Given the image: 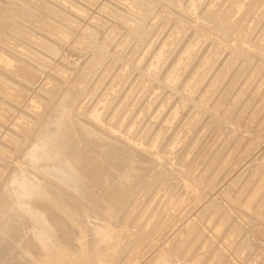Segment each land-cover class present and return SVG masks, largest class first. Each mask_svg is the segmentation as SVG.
<instances>
[{
	"label": "bare ground",
	"instance_id": "1",
	"mask_svg": "<svg viewBox=\"0 0 264 264\" xmlns=\"http://www.w3.org/2000/svg\"><path fill=\"white\" fill-rule=\"evenodd\" d=\"M36 1L39 3V5H37L38 9H37V7L34 8L35 4H34V6H33V4L31 6V3H30L31 1L29 2V0H0V97H1L0 99L4 100L3 103L8 102L9 104L11 103V104L15 105L17 107V108L15 107L16 109H20V110H17L19 112H24V113L27 112L26 116H28L27 117L28 120L25 118V120L27 121L26 124H23V125L18 124L17 125L16 124L17 122L15 121L16 116L14 118V115H12V114H14L13 111L15 110V108L11 109L12 111L9 109L11 112H13L12 114L10 112L9 113L5 112V111H8V108H9V107L7 108L8 105L6 107H4V108H7L5 110H2V108H0V166L2 168H6V170L9 171L8 174H5V175H8V176H6L8 178L7 179L4 178L5 180L0 182V264H105L107 261L114 262L117 264H128L132 260L134 255L139 251L140 247L142 248L144 246H147L146 244L150 243L152 241L153 237H155L156 235L158 236L162 233L161 228L163 227L162 223L161 224L158 223V225H155L157 227L153 228L151 231L147 232L145 230L144 225L141 224L140 220H143L142 217H143L144 213L147 214V212H148V214H149V212H151V211H149V210L147 211V209H149L148 208L149 205L148 204L146 205V203H144L143 199H141V200L143 201L144 205H140L141 200H140V202H138V200L141 198V196H140V198L138 197L140 195L139 193H138V196L136 195L137 191H139V192L141 191L142 198H143L142 191L144 193L145 192L148 193V191L151 190L148 193L149 194L148 197H150L152 190H154L152 193L156 194V193H158L159 190H162L164 188V186H166L167 184L170 185V183H174V185H175V182H172L173 174L170 173V172H173V170L171 171V168H170L172 165L169 166L170 171L166 170L164 167L165 170L162 173L161 167L156 168V167L160 166L159 161L157 163L159 166H156V167L153 166L152 161H151L152 163L149 162L150 160L148 161V159H150V157H151L150 154H152L153 155L152 158H154L153 150L158 151L161 148L167 151V152H165L163 150L164 153H168V154L172 153V150H174L179 144H181V143L185 144L184 142L187 141V139H188L187 136H186L187 139H185V141L184 140L181 141V139L183 137H185L184 136L185 132H186V134H190V133L192 134V132H195L194 131L195 127H197V126L199 127V125L204 124L205 120L203 123L201 122V124L198 125V123L201 121V119L206 118V117H208V118H206V119H208V121H207L208 126H209V124L211 125L215 121L216 122L219 121V119H220L219 118V111H220L219 108L222 107L221 105L227 104L228 101H226V100L228 98H230L229 99V102H230V100L235 98L236 95H241V94H237V93H239L237 91H239V89L240 90L242 89L241 85L243 83H241V85L238 89L237 86L240 84V83L238 84L239 78L235 74L237 72H235V73L233 72L234 69H236V68H233V70L229 69V72L231 71L230 73L234 74V75L232 74L234 76V78L235 77L238 78L237 83L236 82L234 83V85L238 84L236 86L237 90L233 89L234 91L237 92V93H235L236 95L234 93H231V90L229 88L231 86L230 82L233 83L232 80L234 81V79H232L233 77H231L232 80H227V78H226V80L229 81L230 85L229 84L227 85V82L225 84V81H224V84H225V86L227 85V88H229V90L224 91V90H226V87L224 90H222L221 87H223L224 85L220 87V91L222 90L225 93H223L221 91L222 94H220V95L221 96L223 95L221 98L219 97L220 95H218L219 98L218 97L217 98L220 100L218 101V99H217V104H216V99L214 100V98H213L212 101L215 103L214 106L212 105L213 107L210 106L211 100H210V105H208L207 103H208L209 99L212 98L213 93L217 91V88H219L218 87V86H220L219 84L222 83L221 82L222 77L220 78V76L224 73L223 71L226 69H224L222 67L224 70L220 71V69H219L220 67L216 66V68L219 69V70L217 69V71H220L221 73L214 76L216 78L212 79V80H210L211 79L210 78L211 76H210L209 77L210 82L206 80L207 83H210V85L208 84L209 87H207V85H205L206 83L203 84L204 87L208 88L207 90H205V93H204V87H203V89H201L202 87H200V89H199V88H197V86H199L198 84L200 83L201 77L206 76V74L210 70L215 68V67H213L211 69V66H209V65H211L210 64L211 59H215V58H212V55H215L214 53H216V52H219L220 54L222 52H224V54H226L225 51H228L229 54H231L230 59H232L233 62L235 60H238V59H241V60L243 59L244 65H243V63L241 64L239 62V60H238V62L235 61L236 63H239V65L240 64L243 65V67H241V68L238 65L239 66L238 71H240V72H238V74L243 72L240 69H242V68L246 69L247 66L251 67L250 64L253 63L252 61L255 62L258 55H260V57H262L261 56L262 53L264 55V0H224L223 2H221L222 1L221 0L220 1L221 3L217 2V4H215L217 7L216 9H212V7L209 6L215 0H213V1L212 0H207V1L205 0L206 3L204 2L205 4L203 5V7H202V3H195L194 0H185L186 2H189L190 7L193 8V11H194L193 14L196 15L195 20L193 19V17H190V15L187 12L188 10L184 9V6H186L187 9H188L187 6H189V5H186L188 3H184L185 5L183 6V2H185L184 0H166V1H169L168 5L164 0H113L114 2L112 3L113 6H111V10H108V11L104 10V11H106L105 13L106 14L108 13L109 15L113 16L114 19H116L117 21H121L122 23L119 22L121 24H124V22H125L127 24L129 23L132 26H134V27H132L131 25H129L128 30L125 29L127 31L126 33L124 32L125 35H120L121 36V39L119 37L120 44H118L120 49H118L117 51H112V50L108 51V49H110L109 46L112 45V44H110V45L108 44V43H110V40L116 39L119 36L120 32L118 33L117 27H116V29H112L110 31V33L108 32L109 35L107 33L109 38H108V40L105 39L107 42L106 43L104 42V44L103 43L97 44L96 43L97 41L94 40V38L96 36L93 33L88 36V34L86 35V33H85L86 31H83L86 28H84L83 30H81L79 28L81 26L78 23V18L80 16L82 17V15H85L89 12V11L87 12V9H85V5H87V6L91 5V4L94 5L93 4L94 0H81V3L78 2L77 0H36ZM36 1H34V2H36ZM82 1L86 2L87 4L83 3L84 4V6H83ZM163 1L166 3V5H165V3H163ZM195 1H197V0H195ZM169 3L170 4L173 3V6H172L173 9L168 7V6H170ZM120 6H122L123 8ZM190 7H189V9H191ZM175 8H179L180 9L179 12H181V13L178 12V9L175 10ZM259 11H260V13H259ZM257 15L259 16L258 18L257 17H254L256 19L252 18L253 16H257ZM249 18H251L252 20H255V21L258 20V21H256V23L258 22L259 25L262 24V25H260L261 27L258 26L259 27L258 34H256V37L254 36L253 41L251 39V38H253L252 34L251 35L248 34V36L249 35L250 36H249V38L246 39L247 40L246 41L245 40V38H246L245 34L246 33H243V31L245 30L244 29V23ZM90 21H91V19H90ZM198 21H200V24L202 22L203 26H201L202 24L201 25L200 24L199 25L194 24V23H197ZM262 21H263V23H262ZM74 24H75V26H74ZM103 24H104L103 21L100 20L95 25L90 24L91 27H89V28L94 30L95 28L97 29L99 26H101ZM193 24L195 25V27L192 26ZM87 25H89V24L87 23ZM169 25L171 27L166 28ZM250 25H252V24H250ZM107 26L105 25L104 28L103 27H100V28L106 29ZM124 26H127V25H124ZM254 26H252V27H254ZM172 27L175 30H172V31L170 30V34H168L169 40H165V41L160 40V41H164L162 43L158 41L160 44V45L158 44L159 47L156 49H153L151 51V56L150 55L149 56L153 57V59H155V61L153 60L154 62L152 61V63H151V61L149 60L151 58L147 57L148 60L150 61V63L148 64L144 60L146 62V65L148 64L147 67H149V65H150V67H149L150 73H148V74H151V71L152 72L155 71L154 75L157 74L160 76V77L155 76L157 78L159 77V79L156 80L160 84V86L157 85L159 87V88L157 87L158 89L161 90V88H162L165 90V88H166L168 91L167 86H169L170 83H174L172 85H175V82L179 81L178 82L179 84L177 83L175 88H172V91H170L171 89H169V91L171 92L169 94H172L173 96L174 95L180 96V99L179 98H175V99H178L177 101H179V100L181 101V103L176 102V104L177 103L182 104L181 107L184 105H187L186 103H190L189 108H191V110L189 111V109H188L189 112H188L187 117H186V115H184V117H186V120H184L185 121L184 124H183V119H181V116L178 117V119H177V121L182 120L181 125H183L179 134H174V135L172 134L171 135L172 137H170V138L168 137L164 141L166 135H169L172 133L170 131H169V133L167 132L168 134L166 133V129H168V128H166L167 126L163 124L165 119H161V118L165 117L163 115L167 114L166 112L162 115L163 117L160 118L161 123L163 124V126H161V123H160V126L163 127V129H161L160 131L158 130L159 132L158 131L153 132L152 129L154 127L151 129V132H150V128L152 125L149 127V126H147V124L144 126H147L149 128L143 129V125H142L143 122L139 123V122H137L138 121V119H137L136 123H139L140 126L142 125L141 128L143 129L144 132L141 131L142 129L140 128V126H139L138 130L141 129L140 132L143 133V136H140L141 133L140 132L138 133V131H135L136 129L132 128L131 125H130L131 126V128H130L128 126L129 123H128V125H126L127 128H130L129 130L126 128V126H124L125 124L123 122V119L125 118V116L123 118L122 114L125 110H128V107L134 101L135 102L137 101L136 99H137V97L139 98L140 92L141 91L144 92L143 89L141 91H138V89H139V87L141 88L142 84L140 85V83L143 82L146 79V76L148 75L147 74L148 68H146V66H144L146 69H143V67H142V65L145 63V62L143 63L144 54H143L142 58H140L141 56H139V55H138L139 59H137V57H136L137 48L139 50L140 47L142 49L145 46L150 47L151 46L150 44H148L150 46L147 45V41H148L149 37H151L152 35L156 36V34L158 32H161L163 29L164 30L166 29L165 31H167L168 29H170ZM247 27H248V24H247ZM247 27H245V28L247 29ZM252 27H251V29H252ZM74 30H76V32H77L76 37L79 40L86 38L88 41L89 49L85 50L81 46L77 47V49L82 53V55L85 54L84 56L88 57V58L85 57L86 60H84V61H86V62L83 63V65L81 66L82 69H80L77 74L75 73L76 74L75 76H73L75 71L72 73L73 74L72 75L68 71L69 69H67L66 67L64 68L62 66L60 67V65L58 66L60 68H58V67L56 68L53 65L52 67H54L53 68L54 71H53V73L50 74L49 69L52 68V67L50 68L51 64L53 63L52 58L55 55H57V53L58 54L60 53L59 52L60 49L63 47L64 44H66V40H68V38H70L72 36V34H74V33H72V32H75ZM247 30H249V29H247ZM102 31L103 30L101 29V31L98 30L97 32H98V34H99V32L101 34ZM155 31H157V32L155 33ZM189 31H191L192 39L190 38L191 40L189 39L188 42L186 40L187 44H185L183 47V45H181L182 40L178 39L180 37H178L177 34H185ZM254 31H257V30H254ZM251 32H252V30H251ZM167 33H169V30ZM218 33H222L224 36L225 35L228 36L231 34L230 40L231 39L234 40V38H233L234 36L238 37V39L240 40V43L236 42V43H238V44H236V46L237 45L243 46L244 40H245V43H248L250 48L241 49L242 47H240V46H239L240 48H234V46L232 47V46H230V44L228 45V43L230 41L229 42L227 41V44H225V46L222 45V43H220L218 41V43H220L221 45H217L216 44L217 42H215L217 40L214 41L212 39V37L217 36ZM104 34H105V32H104ZM121 34H123V32ZM164 35H165V33H164ZM223 35H222V37H223ZM253 35H255V34H253ZM100 36L102 37V35H100ZM161 37H160V39H162ZM184 37L185 36L183 35L182 38L184 39ZM104 38L105 37L103 36V39ZM215 38L216 37H214V39ZM225 38H227V37H225ZM99 39H101V38H99ZM211 39L213 40L212 42H211ZM207 40H210V41H208L209 43L207 42L208 43L207 49L209 48L208 46L210 45V42H211L210 46L213 48L205 59H203V57H202V61H199L197 59L198 63H196L197 61L194 62L198 65H196L194 67L193 66L194 63L192 64V67H194V69H193V71H191L192 72L191 73L189 70L190 68L186 70V67L188 66V61H191L192 58L197 54L196 53L197 49L200 47L201 43H203L204 41H207ZM219 40L222 41L223 39L220 38ZM124 41H126V42L130 41L131 43H133L134 47L128 48V46H126L127 47L126 48L124 45L126 43ZM153 41H154V39H153ZM223 41H224V43L226 42L225 40H223ZM235 41H232V45ZM178 42L181 43L180 45L183 48L179 49L178 50L179 52L177 54L176 53L175 54H176V56L179 54L180 57L178 56L179 59L178 58H177V60L175 59L176 61L175 62L173 61L174 62L172 64L173 66L171 68L170 67L168 68L167 62H170V64H171V61H169V59L174 54V52H177L176 48L178 46L181 47L178 44ZM115 44H116V42H115ZM155 44H156V40H155ZM183 44H184V41H183ZM133 45H131V46H133ZM234 45H235V43H234ZM205 46H206V44H205ZM219 46H223V47H219ZM135 47H137V48L132 50ZM152 47H154V45H152ZM203 47H204V45L202 46V48ZM130 48H132V49H130ZM252 48L256 50L255 54H254V52L252 53V51H254V50L250 51V49H252ZM77 49H75V50H77ZM145 49H146V47H145ZM201 50H203V49H200L198 51L200 52ZM206 51L207 50H204L203 52L206 53ZM2 52H4V53L7 52V53L4 54ZM142 52L140 51V52H138V54L142 55L141 54ZM3 54H4V56H3ZM200 54H201V52H200ZM229 54H228V57H229ZM252 55H254V56L252 57ZM201 56H206V55L204 54ZM215 56H217V55H215ZM255 56H256V58H254ZM56 57H58V56H56ZM198 57L200 58V55ZM198 57L196 56V58H198ZM226 57H224V58L227 60L228 57L227 58ZM262 58H264V57H262ZM221 59H223V58H221ZM224 60H223V62H224ZM54 61H56V60L54 59ZM232 61L230 62V65H231V63H233ZM217 62H220V60ZM140 63H143V64L140 65ZM258 63H260V62H258ZM105 64H106V67H105V69H102V70L105 72L106 71L109 72V74H111V77H112V75L113 76L115 75V76L113 77V81L111 84L112 78H110L108 75V77L111 80L109 79L110 82H109L108 87H107V85L104 86V89L106 87H107V89L101 93L100 92L101 88L103 87V85L106 82H108V80H105L108 77H107V75L104 76V77H106L104 79L106 82L103 81V79H102V81L105 82L103 85H101L102 87L99 84L102 81L101 80H100V82H97V81H98V77L101 75L99 73L100 68L103 65L105 66ZM165 64H166V66H165ZM212 64L214 65V63H212ZM227 64H229V62L228 63L226 62V65H224L225 68H226ZM255 64H257V63H255ZM234 65H231V66L234 67ZM127 66H129L128 69H127ZM164 66L167 67V70H164V69H166V68H164ZM244 66H246V67H244ZM252 66H253V64H252ZM255 66H259V65H255ZM261 66H262V64H261ZM119 67H121V68L119 69ZM73 68H72V70H74ZM247 69L249 70V68H247ZM258 69H262V68L260 67ZM113 70H114V74L111 73ZM214 70H216V69H214ZM251 70H253L252 67H251ZM251 70H250V73L247 72L248 75H251V72H252ZM185 71L186 72L188 71L187 74H185L186 73ZM217 71H215V72H217ZM105 72H103V73L105 74ZM107 72H106V74H107ZM189 72L192 74V76L190 74L188 75ZM253 72H254V70H253ZM257 72H258V70H257ZM98 73H99V75H98ZM227 73L228 72H226V74ZM104 74H102V75H104ZM133 74H135V75L137 74V75L134 76ZM212 74H214V73H212ZM226 74L222 75L223 78H224V75H226ZM229 74H227V77L229 76ZM25 75H28L27 76L28 78L25 77ZM49 75H50V77H54L56 84H60L62 86V91L59 88H55L54 90H51V89L46 90L45 89L44 80H45V77L49 76ZM152 75H150V76L148 75L147 77L150 78ZM184 75H185V77L187 75L191 76V77H188V79H186L187 77L185 78ZM263 75H264V72H263ZM263 75L261 74V77ZM131 76H134L132 78L138 77V79H137V82L135 81L136 83L132 82L133 84L128 85L127 82L129 80H131L130 79ZM240 76H242V75H240ZM244 76H242V79L244 78ZM247 76H245V77L248 78ZM20 77H22V78L24 77L29 82L30 81L35 82V81L39 80L40 86H38L39 88L36 87L39 90L36 92L34 91V93L33 92L31 93L30 91H32V90H28V88L24 84V82L27 80L22 82V80H20ZM182 77H184L183 80L186 79L184 82H183V80H180ZM229 77H228V79H229ZM257 77H259V80H261L259 75H257ZM255 79H256V85L259 84V83H257L258 79L256 77H255ZM263 79L264 78L262 77V80H261L262 82H263ZM154 80H155V78L153 80H151V82L153 83ZM259 80H258V82H259ZM93 81L96 83H93ZM145 81H144V85L147 86L148 83H147V81L146 82ZM166 81L170 82V83L167 84ZM180 81H182V83ZM242 81L245 83V80H242ZM239 82H240V79H239ZM25 83H27V82H25ZM152 83H149V84H152ZM154 83L156 85L157 82H154ZM247 83H248V79H247ZM94 84H95V87L97 86L98 90L101 87L100 91H99L101 94L100 95L94 94V96L92 98L91 93H93V91H95L97 89V88H94ZM155 85H154V87H156ZM127 86H128V88H127ZM129 86H130V88H129ZM194 86H196L195 89L196 88L199 89L200 93H202V95H204L203 97H201L202 96L201 94H200L201 96H198L197 94L199 93V91L197 90L198 93L196 94V96H198L199 98L197 97L196 99L199 100L201 98L202 99L201 101H196L194 98L195 92H196V91L194 92L192 90ZM233 86H232V88H233ZM243 86L244 85H242V87ZM262 86H264V82L262 83ZM154 87H153V89H154ZM117 88H121L119 90V92H118ZM244 88H248V87H243V89ZM260 88H261V82H260ZM122 89H124L123 91H125V92H123ZM148 89L147 90L145 89V90L149 91V93L152 92L151 90H148ZM158 89L155 88V90L157 92L156 95L159 93ZM243 89H242V92H243ZM253 89H254V87H253ZM255 89L257 90V87ZM102 90H103V88H102ZM202 90H203V92H201ZM213 90H215V91H213ZM137 91L139 92V94ZM220 91L218 93H220ZM247 91L249 92L248 89H247ZM97 92L98 91L96 90L95 93H97ZM153 92H154V90H153ZM244 92H246V89H244ZM255 92L257 94V91H255ZM262 92H263V90H262ZM144 93H142V94H144ZM147 93H145L144 95L146 96ZM162 93L160 94V96L162 95ZM193 93H194V96H193ZM240 93H241V91H240ZM250 93L252 94L251 91H250ZM89 94L91 95L92 99L87 100V102L86 101L85 102L88 103V101L89 102L91 101L92 104L88 103V104H86L85 108L81 107V104L84 105V103H85V102L83 103L82 101L84 99H86ZM164 94H167V93H164ZM169 94H168V96H170V98H168V99H172L173 96H171ZM231 94L235 95L234 97H232V99L230 97ZM136 95H137V97H136ZM144 95H142V96H144ZM252 95H250V96H252ZM261 95H264V92ZM152 96H154V94L153 95L151 94V96L149 94V99ZM246 96H248V95L246 94L245 97ZM238 97L235 98L236 100H232V101L238 102V99H240ZM245 97H244V100H245ZM249 97H247V99H249ZM32 98H36V99L32 100ZM146 98H148V97L146 96ZM146 98L143 99V97L140 96V99H139L140 103L141 102L144 103ZM154 98L155 99L159 98V96H157V97L154 96L153 99ZM163 98H165V97L163 96ZM88 99H90V98H88ZM141 99H142V101H141ZM159 99H157V100H159ZM34 100H36V102ZM146 100H148V99H146ZM163 100H165V99H163ZM241 100H239V101H241ZM251 100H252V98H251ZM0 101H2V100H0ZM166 101L170 102V100H167V95H166ZM166 101H165V103H166ZM245 101H247V100H245ZM169 102H168V104L167 103L166 104L171 105L172 101L170 102V104H169ZM225 102H227V103H225ZM244 102L243 103L240 102L241 105H239V103H238V105L242 106V104H244ZM251 102H250V104H251ZM3 103L1 102L0 105ZM8 103H5V104H8ZM140 103L138 104V102H137L138 105L144 106V104H147L146 102L144 104H140ZM149 103H151V101ZM152 103H154V101ZM157 103H158V101H157ZM157 103H154V104L157 105ZM191 103H192V106H191ZM246 103L247 102H245V104ZM5 104H3L2 107ZM137 104H136V106H137ZM158 104L159 105L164 104V101L161 102V104L160 103H158ZM133 105L134 104H132V106ZM151 105H153V104H151ZM159 105H157V106L160 107ZM230 105H231V103H230ZM100 106L103 108L101 109ZM136 106H134L133 108L131 107L130 109H134ZM147 106H148V104H147ZM157 106H156V108L155 107L154 108L151 107V108L154 111H156L155 109H159V108H157ZM247 106L250 108V106H252V105H247ZM255 106H256V104H255ZM162 107L164 108L163 105H162ZM248 107H247V109H248ZM138 108H140V107H138ZM141 108H142V106H141ZM141 108H140V110L139 109L138 110L141 111ZM163 108H162V110H163ZM179 108L180 107H178V108L176 107L174 112L172 110V113L169 110V112L171 113L169 116L170 119L173 120V119L177 118ZM226 108H227V106L225 107V110H226ZM160 109H161V107H160ZM236 109H235V111H236ZM80 110H82V111H80ZM132 111L133 110H131L129 112L132 113ZM139 111H137V112H139ZM147 111H148V109H147ZM179 111H180L179 115H181V113H182L181 108ZM186 111H185V113L187 114ZM230 111L232 112V110H230ZM250 111H251V109H250ZM141 112H143V110ZM148 112L150 114L153 113V112L151 113L150 110ZM158 112L159 111L157 110V114L160 115V113H158ZM245 112H247V111H245ZM133 113H136V112L133 111ZM144 113H141V115ZM228 113H229V111H228ZM252 113L254 114V112H252ZM127 114H128V112H127ZM150 114H149V117L151 116ZM155 114L152 116L155 117ZM182 114H184V112ZM230 114L231 113H229V115ZM16 115H17V113H16ZM144 115L148 116V113H147V115L146 114H144ZM226 115H225V117H226ZM127 116L128 115H126V117ZM139 116H140V114H139ZM139 116H138V118H141ZM152 116H151V118H153ZM234 116L236 117V114ZM134 117H136V116L134 115ZM10 118H13L11 122L8 121ZM155 118H153V120ZM131 119H134L133 116ZM144 119H146V117ZM149 119L150 118H147L146 120L150 121ZM222 119H223V117H222ZM135 120H136V118H135ZM146 120H145L144 124L146 123ZM153 120H152V122H153ZM156 120L157 119H155L154 121H156ZM141 121H143V120H141ZM8 122H10V123L7 124ZM131 122H133V120ZM173 122H175V121H173ZM222 122H223V120H222ZM18 123H19V121H18ZM136 123L134 122V124H136ZM155 123H158V122H155ZM167 123H169V122H167ZM175 123L178 126V124H177L178 122H175ZM148 124H149V122H148ZM165 124H166V122H165ZM170 124H172V123L170 122L169 125ZM219 124L221 125V123H219ZM181 125L179 124L180 127H181ZM204 125H206V123ZM213 125H216V124L214 123ZM12 126H15L17 129V131H16V129H14V127H13V130L16 131L14 135H13L14 132L11 131L12 129L10 130L9 128H7V127L12 128ZM135 126L137 127L138 124L133 125V127H135ZM178 127H174L175 131L177 133H178V130H177ZM180 127L178 129H180ZM203 127H201L202 130L205 128V127L204 128ZM213 127H215V126H213ZM213 127H211L209 129V133ZM217 127H219V126H217ZM219 128H221V127H219ZM8 129L10 131H7ZM169 129L171 130L170 126H169ZM198 129H200V127L195 129V130H198ZM214 129L216 130V128H214ZM214 129H212V130H214ZM222 129H220L221 130L220 133H222ZM207 130L205 128V130H203V131H204V134L206 132L207 133L206 135L208 136L209 134H208ZM215 130L213 132L214 134L217 131V130L216 131ZM165 133H166V135H165ZM173 133H175V132H173ZM198 133H199V131H198ZM213 133L211 132V134H213ZM181 134H183L182 138L180 136ZM211 134H210V136H211ZM196 135H200V134H196ZM202 135H203V132H202ZM202 135H200L201 139L204 138ZM188 136H189V140H190L191 139L190 135H188ZM212 136H214V135H212ZM212 136H211V138L208 137L209 140L212 139ZM230 136H231V138H233L232 135H230ZM194 137L195 136H193V138ZM200 138L199 139L197 138V139L200 140ZM208 138H204L202 143H205L204 140H206ZM218 139H219V137H218ZM227 139L230 140V138H227ZM227 139L224 142H227ZM219 140L223 141V139H221V138ZM219 140H217V142ZM198 143H199V141H198ZM198 143H195V144H198ZM202 143L200 145H202ZM208 143L210 144V142H208ZM11 144H13V146H11ZM186 144H188V142ZM214 144L218 145L217 143H214ZM222 144L223 143H221V145ZM185 145H183L181 147L182 148L184 147V149H185ZM192 145H191V147H192ZM200 145H199V147H200ZM215 145L213 148H215ZM224 145L225 144H223L222 147ZM240 145H241V141H240ZM207 146L208 145H206V147ZM199 147L197 145L198 149H199ZM204 147L205 146H203V148ZM210 147H211V145H210ZM218 147H219V145H218ZM222 147L220 146L221 149L220 148L219 149L221 151H222V149H224L226 152V148H229V145L226 148H222ZM197 148H195L196 149L195 151H197ZM203 148H201V149L203 150ZM201 149H200V152H201ZM217 149L215 148V151H214V149H213V151L211 149L210 150L213 153V152H216ZM177 150H179V148ZM185 150L187 151L189 149L186 148ZM190 150L193 151L194 150L193 147ZM143 151L149 153L150 157L146 158ZM179 151L181 152V149ZM186 151H185V153H186ZM195 151H193V152H195ZM187 152L190 153V151H187ZM210 152L208 149V154ZM218 152L219 151L217 150V153ZM175 153H174L175 156L178 155V153L177 154H175ZM182 153H183V151H182ZM188 153L183 154V155L188 156ZM205 153H207V152L205 151ZM223 153H224V151L222 152V154ZM194 154L196 156H198L197 155L198 153L197 154L194 153ZM194 154L193 155L191 154L193 156V158H194ZM183 155H181V156H183ZM159 156L161 157L162 155H159ZM164 156H166V155H164ZM168 156H170V154ZM168 156H167V158L165 157L167 160H168V158L170 159L172 157V156H170V157H168ZM178 156H180V155H178ZM199 156H200V154H199ZM208 156L209 155H207V156L205 155V158ZM201 157H202V155H201ZM203 157H204V152H203ZM221 157L223 158V155ZM221 157H219V158L221 159ZM155 158H156V156H155ZM157 158L159 159V157H157ZM165 158H163V159H165ZM178 158L180 159L181 157H178ZM185 158H184V160H185ZM189 158L190 157H188V159L186 158L185 161L183 159L180 160L183 162L179 164V165H181V167L178 166V168L180 167L181 169L184 168L186 170V171L184 170L185 171L184 173H182L181 172L182 170H180V173H182V174H180V177H183L186 179V181L189 183V184H187L186 187L189 189L192 186H194L197 189H199V187L203 188L201 186L204 185L203 178H205V177L202 176L198 180V176H197V179H195L196 177L194 178L191 176V175L194 176V174L192 173L191 169L189 168L190 167L189 164L186 163V161L188 162V160L190 163L191 158L190 159ZM197 158H200V157H197ZM205 158H204V160H205ZM219 158L217 155H216L215 159H212L209 156L208 161H211L210 159H212L213 161L209 162L208 164L206 163L207 165L206 164L202 165L204 162H200L198 159L200 164H198V166H197L195 163V167H198L200 169L202 167H199V166L204 167L206 165L207 169L204 167L205 168L204 170H207V171L204 172L203 174L205 176H209L210 175V174L208 175V173L210 171L209 169H211V168L214 169L213 167L218 166L220 164V162H222V161H223V163L228 161V160L226 161V160H222V159H221L222 161H219L220 160ZM173 159H174V157H173ZM194 159H193V161H195ZM224 159H225V157H224ZM157 160H156V162H157ZM200 160H201V158H200ZM176 161H174V162H176ZM145 162H148V163H145ZM156 162H154V165L156 164ZM164 162L161 161V163H164ZM184 162L186 165H188V167H186V165H184ZM144 163L146 165L147 164L150 165V163H151L152 165H150V166L148 165L146 167L144 165ZM169 163L170 162H167V165H169ZM172 164H175V163L172 162ZM192 165H194V164H192ZM220 166H222V165H220ZM220 166H219V169H221ZM176 167H177V165H176ZM224 167H225V165H224ZM2 168H1V170L3 172L4 170ZM154 168L160 169L161 170V171L159 170L160 173L158 171H157V173H155ZM173 168H174V165L172 166V169ZM174 169H177V168H174ZM212 169H211V172H212ZM217 170H218V168H217ZM259 171H260V169H259ZM217 172H216V174H217ZM4 173L5 172H3V174ZM213 173L211 176H213ZM256 173H254V174H256ZM177 174L179 175V173H177ZM0 175H2L1 172H0ZM196 175H198V174L196 173ZM201 175H202V173H201ZM201 175H199V176H201ZM211 176H210V178H212ZM215 176L217 177V175H215ZM215 176H213V177L215 178ZM2 177H3V175H2ZM176 177H177V175H176ZM188 177H190V179H188ZM1 178H0V180H1ZM210 178L207 177V179H209V180H210ZM179 180H180V178H179ZM210 181L212 183V180H210ZM253 181H255V180H253ZM213 182L215 183V179H213ZM195 183H197V184H195ZM254 183H253V186H254ZM177 184H178V182H177ZM181 184L183 185V182H181ZM181 184L179 186V188H180L179 192H182L181 191V187H182ZM168 185L166 186L167 189H168V187L170 189L171 188L170 186H174L173 184H171L170 186H168ZM206 185H208V182L206 183ZM211 185H213V183ZM208 186H210V183ZM205 187H207V186H205ZM205 187L203 188L204 190H205ZM248 187L249 186H247V188ZM255 187H252V188H255ZM257 188H259V186ZM174 189H176V188H174ZM211 189H212V187L209 190H211ZM254 190H256V189H253L252 191H254ZM259 190H260V188H259ZM162 191H164L163 193H165V189ZM166 192H167V190H166ZM226 192L228 193V191H226ZM254 192L252 194L253 197L255 194ZM173 193H171V194H173ZM187 193H189V192H187ZM243 193H244V191H243ZM249 193H248V195L247 194L246 195L250 196ZM159 194H160V191H159ZM168 194H169V190H168V193L166 195L168 196ZM198 194H199V192H198ZM198 194L195 197L197 202L200 199V198H198V200H197V196H199ZM166 195H162V196H166ZM252 195L250 196V198L252 197ZM256 195H257V191H256ZM155 196L152 197V200H154L153 198ZM160 196H158V197H160ZM177 196H179V195H177ZM189 196H190V193H189ZM191 196H193V194ZM204 196H202L201 199H203ZM144 197H145V194H144ZM174 197L173 198L171 197L173 199V203L175 202V199H176V198L174 199ZM242 197H244V196H242ZM256 197H258V196H256ZM261 197H263V196H261ZM150 198H149V200L151 201ZM162 198L165 199L164 197H162ZM191 198L193 199V197H191ZM191 198L189 199V201L192 200ZM159 199L161 200L160 202H163V199L158 198V200L155 199V200H157V203H158ZM240 199H241V197H240ZM248 199H249L248 197H247V199H245V201H243V199H241L244 202L243 204H245L247 206V207L245 206L246 209L244 208L245 209L244 211H246L247 213H249L251 215H252V213H253V215L255 213L257 218L255 217V215H254L255 218L252 217L253 215L251 217L249 215V217L251 218L250 220H252L253 222L255 221L254 225H253L254 227L258 226V225L262 226V223L264 224V212H263L264 208L262 206V208H263V210H262L260 205H262L264 203L262 201L263 199L261 200L262 204L260 203V205L259 204L255 205V207H252V206H254V204H256V203H253V201L255 199H252V198H251L252 200L251 199L248 200ZM259 199H261V198H259ZM259 199H256V202L257 201L260 202ZM182 200H184V198L181 199L180 201H182ZM230 200L227 199V201H230ZM235 200H236V198H235ZM246 200L248 201L247 204L252 201L250 203V205L248 204L249 207L246 204ZM189 201L187 202V200H186V204H189L190 203ZM196 201L194 202V205H195L194 208H196V206H197V204H195ZM151 202H149V204ZM208 202L210 204V200ZM164 203H166V201ZM173 203L171 202V204L169 205L170 208H171ZM191 203H193V202L191 201ZM231 203H233V202H231ZM159 204L161 206V203H159ZM180 204H181V202H179V205H177V206L175 205L176 207L174 205L173 206L175 208H179V206H181ZM186 204L183 205V208H185ZM163 205H162L161 209L165 210L166 205H165V208L163 207ZM208 205H206V208L207 207L208 208L207 209L205 208L206 209L205 211H204V209L201 210V215H199L201 221L198 218V220L200 221V224L198 225V227H200L204 231V232L202 231L203 234H205V230L202 228L203 226H201L202 225L201 223H203V218L204 217L206 218L207 214H210L211 213L210 211H213L212 210L213 208L220 209L219 207H221L219 205H218L219 207H215L214 204L211 205L210 207ZM240 205H241V203H240ZM150 206H152V205L150 204ZM158 206H156V208H159ZM189 206H190V204H189ZM204 207L205 206H203L202 208H204ZM153 208H154V206H153ZM153 208H152V210H153ZM190 208H192V206ZM222 208L223 207H221V209H220L221 211H223ZM237 208H239V207L237 206ZM150 209H151V207H150ZM161 209H160V211H161ZM168 209H167V211H168ZM180 209H181V207H180ZM217 209H215L217 214L211 213L213 217L215 216V220H216L217 216L220 217L219 215H222V212L220 213V210L217 211ZM164 210H162V214L167 215L168 212H167V214L163 213ZM238 210L241 211V209H238ZM155 211L157 213V210H155ZM169 211H170V209H169ZM227 211H229V210H227ZM244 211H242V212L246 213ZM172 212L174 213L173 210H172ZM175 213H177V212H175ZM180 213H181V211H180ZM180 213H177V214H180ZM182 213H181V215H183ZM237 213L238 212H236V214ZM162 214H161V217H162ZM184 215H185V212H184ZM241 215H243V214H241ZM246 215L248 216V214H245V216H244L245 218H246ZM147 216L143 217V218H145V220H146ZM152 216L153 215L151 214L150 217H152ZM157 216H160V215H157ZM171 216H172V214H171ZM171 216L169 214V216H167V217H170L173 220L174 216L173 217H171ZM176 216H178V215H176ZM212 216H211V219H214V218H212ZM182 217L180 219H182ZM223 217H224V215H223ZM227 217H229V216H227ZM227 217L225 216V219ZM249 217H247L246 219H248ZM155 218L153 217L152 219L150 218L149 221H146L147 222L146 225L150 224V221L154 220ZM234 218H235V216H234ZM220 219H221V217H220ZM228 219H227V221H228ZM167 221H169V220L167 219ZM227 221H225V223ZM142 222L144 224V220ZM161 222H162V220H161ZM164 222H166V220L165 221L163 220V224H164ZM213 222H215V221H213ZM130 223H132L133 227H132V225H131V227L134 229V231H132L129 235L126 234L124 237V235H123L124 233H122V231L120 229L126 224H128L130 226ZM168 223H166V224H168ZM166 224H165V226H167ZM223 224L224 223H221L220 226H218V227L216 226L218 228V231H219V227H222L221 228V231H222V229H223L222 225ZM240 224H241V222H240ZM242 224H241V226L238 225V223H237V225L233 224L231 227H228L229 225L226 224V225H224V229L226 228V231H225L226 233L229 232V230L231 228H232V230H234V231L230 230V233H228V234L233 233L232 235L228 236L226 234V236L233 238V240H235V241L238 240V239L236 240V238H239L237 236L241 235V238L239 240H240V246L243 248L244 246H248V244L250 246L251 243H248L247 242L248 238H246L247 236H249V232H246L247 234L242 235L243 231H245V229H246V228L244 229ZM153 225H154V223H153ZM250 226H251V224H250ZM104 227L105 228L106 227H117V229H118L117 235L115 234L114 236L110 237L111 240L112 239H117V240L114 241V244H111L115 248H113L108 253V255L106 254L107 247L105 245H102L105 238H106L107 232H103L101 234H98L101 231V229ZM124 227L126 228V226H124ZM208 227H209V225H208ZM132 228H131V230H132ZM146 228H148V227H146ZM212 228H213V225H212ZM212 228H211V230H212ZM162 229L165 230L164 228H162ZM250 229H252V228H250ZM196 231H197V225L194 227H189V229H188V235L189 236L188 237L179 238V240L176 239L175 243L178 242L177 245H174L175 244L174 243L173 245H170L168 248L163 247L164 249L162 248L159 257L157 259H154L153 261H151L150 264H235L236 261L234 262L233 258L229 257L230 256L229 253H228V258L226 256V253H224V252L220 253L219 251H217L220 254L216 253L215 250L217 248H219V247H217L216 249L214 248V247H216L215 242H214V241H216V239H212L213 238L212 236H205V235H207V233L204 235L206 237V239H203V237L200 235L195 237ZM208 232H210V231H208ZM222 232H224V230ZM82 233L86 234L90 237L93 236L94 237L92 239L93 243L100 245L101 248L97 251L96 250L91 251L89 254H87L86 256L81 258V260L80 259L73 260L72 258L69 257V253L71 251H73L76 246L81 247V245H78V244H80V235ZM219 234H220V232H219ZM219 234L215 235V236H218V238H219V236H221ZM130 235L136 236L135 240L133 242L132 241H129V242L125 241L126 237L130 236ZM211 235H213V234H211ZM245 235H247V236H245ZM226 236L224 235V238ZM224 238H222V240ZM249 238H251V237H249ZM250 240L251 239H249L248 241L252 242V240L251 241ZM228 241L229 240H227V242ZM235 241H234V243H235ZM246 243H247V245H246ZM143 244H145V245L143 246ZM188 244H190L192 247H196V248H200L203 245V246H205V248L210 249L207 251L208 253L213 250V249L211 250V248L213 247L215 249L214 251L217 255L215 256L214 255L215 253L211 254L212 252H210L212 257L214 255V258L208 259V256L207 257L205 256L207 254H205V255H203V259H201L200 257H202V256L199 257L198 256L199 254H197L196 257L199 259L197 261L193 262V260H191L190 257L183 254L184 253V246L188 245ZM220 244H222V243H220ZM223 244H224V242H223ZM231 246H232V243L229 247H231ZM237 246H239V245H237ZM225 248H228V247H225ZM220 249L221 248H219V250ZM222 249H223V247H222ZM237 249H239V248H237ZM206 250H202L203 254H204V251L206 252ZM239 250H236V248H235V251L237 252V254H239L238 253ZM220 251H222V250H220ZM197 252L200 253V251H197ZM202 252H201V254H202ZM228 252H230V251L228 250ZM250 252L252 253V251H250ZM259 252H258V254H259ZM248 253L249 252H247L246 254L244 253V254L248 255ZM240 254H243V252ZM249 255H251V254H249ZM113 257L115 258V260H113ZM204 257H206V258L204 259ZM242 257H244V256H242ZM245 257H248V256H245ZM235 259H237V258L235 257ZM250 259H252V258H250ZM181 260L182 261L184 260V261L182 262ZM255 261H256V259H255ZM257 261H259V259ZM187 262H189V263H187Z\"/></svg>",
	"mask_w": 264,
	"mask_h": 264
},
{
	"label": "rangeland",
	"instance_id": "2",
	"mask_svg": "<svg viewBox=\"0 0 264 264\" xmlns=\"http://www.w3.org/2000/svg\"><path fill=\"white\" fill-rule=\"evenodd\" d=\"M31 1V2H30ZM33 1V2H32ZM34 1H36V0H29V2L31 3V6H32V4H33V6H34V4H35V6H34V8H36L37 7V9H38V6L37 5H39V3L36 1V2H34ZM78 2H80L81 3V0H77ZM166 3H167V5H168V2L169 1H166V0H164ZM163 1V3H165ZM185 1V0H184ZM207 1V0H206ZM206 1L205 0H197V1H195L194 0V2L195 3H202V7H203V5L206 3ZM213 1V0H212ZM221 0H215V1H213L212 2V4H210L209 6L210 7H212V9H216L217 7H216V5L215 4H217V2H219V3H221V2H223L224 0H222L221 2H220ZM114 1L113 0H94V5H85V9H87V14H85V15H82V17L80 16L79 18H78V23L80 24V26L82 27H79L81 30H83L84 28H86V29H84L83 31H86L85 33H86V35L88 34V36L90 35V34H94L93 36L95 37L94 38V40H96L95 42L98 44V43H100V44H104V42L106 43L107 41L105 40V39H107L108 40V35H109V33H110V31L112 30V29H116V27L118 28L117 30H118V33H119V36L116 38V39H113V40H110V43H108L109 45L110 44H112V45H108L109 46V48L110 49H108V51L109 50H112V51H117L118 49H120L119 48V46H118V44H120V40H119V37H120V39H121V36L120 35H125V33L127 32L126 30H128V27H129V25H131V24H127V23H125L124 22V24H121L122 22L121 21H117L116 19H114V17L113 16H111V15H109L108 13L106 14L105 12L106 11H108V10H111V6H113V3ZM205 2V3H204ZM87 4L86 2H83L82 1V5L84 6V4ZM166 3H165V5H166ZM171 3V2H170ZM169 3V4H170ZM184 3H188V4H186V5H189V2H183V6L185 5ZM87 6V7H86ZM172 6H173V3L172 4H170V6H168L169 8H172ZM120 7H122V6H120ZM188 7V9L186 8V6H184V9L185 10H188L187 12H188V14L190 15V17H193V19L195 20V18H196V15L195 14H193L194 13V11H193V8L192 7H190V5L189 6H187ZM189 7L191 8V9H189ZM123 8V7H122ZM102 9V10H101ZM165 9V8H164ZM173 9V8H172ZM178 9V12H179V8H175V10H177ZM182 9V8H181ZM104 10H106V11H104ZM191 10V11H190ZM91 12V13H90ZM179 13H181V12H179ZM259 13H260V11H259ZM98 14V15H97ZM102 14V15H101ZM85 17V18H84ZM89 17V18H88ZM102 17V18H101ZM238 17V16H237ZM254 17H259L258 15L257 16H253L252 18L253 19H256V18H254ZM97 18V19H96ZM81 19V20H80ZM90 19H91V21H90ZM103 21V25H101V26H99L97 29L95 28L94 30H92V29H90L89 27H91L90 26V24L91 25H95L97 22H99V21ZM250 20V21H249ZM80 21V22H79ZM84 21V22H83ZM107 21V22H106ZM256 21H258V20H256ZM256 21L255 20H252L251 18H249L245 23H244V31H243V33H246L245 35H246V38H245V40L247 39V38H249V36L252 34V36H253V38H251L252 39V41H253V39H254V36L256 37V34H258V30H259V27H261L260 25H262V24H260L259 25V23L257 22L256 23ZM86 22V23H85ZM92 22V23H91ZM95 22V23H94ZM119 22H121V23H119ZM248 22V23H247ZM251 22V23H250ZM253 22V23H252ZM87 23L89 24V25H87ZM198 23V24H197ZM197 23H194L195 25H199L200 24V21H198ZM262 23H263V21H262ZM133 24V23H132ZM192 25L193 27H195V25ZM202 24V25H201ZM201 26H203V23L201 22ZM247 24H248V27H247ZM250 24H252V25H250ZM257 24V25H256ZM105 25L107 26L106 27V29H103L104 27H105ZM110 25V26H109ZM124 25H127V26H124ZM246 25V26H245ZM250 25V26H249ZM255 25V26H254ZM74 26H75V24H74ZM88 26V27H87ZM119 26V27H118ZM132 26V25H131ZM252 26H254V27H252ZM259 26V27H258ZM100 27H103V28H100ZM132 27H134V26H132ZM168 27H171L170 25L169 26H167L166 28H168ZM245 27H247V29H249V30H247ZM251 27H252V29H251ZM173 28V27H172ZM172 28H170V29H168L169 30V33H167L168 32V30L167 31H165L164 29L161 31V32H158L157 34H156V36L155 35H152L151 37H149L148 38V41H147V45L148 44H150V45H148V46H150V47H147V46H145L146 47V49H145V47L142 49L141 47L139 48V50H138V48L137 47H135V48H130V49H132V50H134V49H136L137 48V53H136V57H137V59H139V57H138V55L139 56H141L140 58H142L143 57V54H144V59H143V63L146 61L148 64L150 63V61H151V63H152V61L154 60L155 61V59H153V57H150L151 56V51L153 50V49H156V48H158L159 47V42H164L165 40H169V35L168 34H170V30L172 31V30H175L174 28L172 29ZM101 29L103 30L102 32H101V34H100V32H99V34H98V30L99 31H101ZM126 29V30H125ZM257 30V31H254V30ZM106 30V31H105ZM123 30V31H122ZM247 30V31H246ZM251 30H252V32H251ZM75 32H72V33H74V34H72V36L70 37V38H68V40H66V44H64L63 45V47L60 49V53L58 54L57 53V55H55L52 59H53V63L51 64V66H50V68L54 65L56 68L60 65V67L62 66V67H66L67 69H69L68 71L70 72V74H72L74 71V75L73 76H75L77 73H78V71L80 70V69H82V65H83V63H85L86 61H84V60H86V58H88L87 56H84L85 54H83L82 55V53L77 49V47H79V46H81V47H83L85 50H87V49H89V44H88V41H87V39L86 38H84V39H81V40H79L77 37H76V30H74ZM104 32H105V34H104ZM109 32V33H108ZM123 32V34H121ZM125 32V33H124ZM157 31H155V33H156ZM255 32V33H254ZM107 33H108V35H107ZM164 33H165V35H164ZM221 34V35H220ZM248 34H250L249 36H248ZM253 34H255V35H253ZM263 34V33H262ZM100 35H102V37L100 36ZM107 35V36H106ZM168 35V36H167ZM178 35V37H180V38H178L179 40H182V44L180 43V42H178V44L180 45H183V47H184V45L185 44H187V42L189 41V39L191 38L192 39V36H191V31H189V32H187V33H185V34H177ZM180 35V36H179ZM187 36L186 38L184 37V39L182 38V36ZM222 33H218L217 34V36H214V37H216L215 39H214V37H212V39L215 41V40H217V41H215V42H217L216 44L217 45H221L220 43H222V45H224L225 46V44H227V41L229 42L228 43V45L230 44V46H234V48H240V47H242L241 49H246V48H250V46H249V44L248 43H245V40H244V44H243V46L242 45H237L236 46V44H238V43H240V40L238 39V37H236V36H232L233 38H234V40H230V36H231V34L230 35H228V36H224L223 35V37H222ZM74 36V37H73ZM103 36L105 37L104 39H103ZM154 36V37H153ZM162 36V37H161ZM167 36V37H166ZM248 36V37H247ZM157 37V38H156ZM160 37L162 38V39H160ZM164 37V38H163ZM166 37V38H165ZM220 39H223V40H225L226 42L224 43V41L222 40V41H220L218 38ZM225 37H227V38H225ZM229 37V38H228ZM98 38V39H97ZM99 38H101V39H99ZM154 39V41H153V39ZM159 38V39H158ZM182 38V39H181ZM190 39V40H191ZM211 39V42L213 41ZM228 39V40H227ZM237 39V40H236ZM100 40V41H99ZM116 40V41H115ZM155 40H156V44H155ZM160 40H164V41H160ZM186 40H187V42H186ZM236 40V41H235ZM239 40V41H238ZM102 41V42H101ZM112 41V42H111ZM114 41V42H113ZM122 41V40H121ZM159 41V42H158ZM183 41H184V44H183ZM208 41H210V40H207V41H204L203 43H201V45H200V47L197 49V54L192 58V60L191 61H188V66L186 67V70L187 69H189L190 70V72L191 71H193V69H194V67L196 66V65H198V64H196V63H198V61H197V59L199 60V61H202V57H203V59H205L206 57H207V55L210 53V51L212 50V48L213 47H211L210 45H211V42H210V45L208 46L209 48L207 49V45H208ZM218 41L220 42V43H218ZM232 41H235L234 43H235V45H234V43H233V45H232ZM247 41V40H246ZM115 42H116V44H115ZM126 44H124L125 45V47L126 46H128V48L129 47H134V45H133V43H131L130 41H128V42H126V41H124ZM152 44H151V43ZM206 42V43H205ZM208 42V43H207ZM236 42H238V43H236ZM159 44V45H158ZM177 44V45H178ZM205 44H206V46H205ZM131 45H133V46H131ZM152 45H154V47H152ZM180 45V46H181ZM204 45V47L202 48V46ZM247 45V46H246ZM236 46V47H235ZM240 46V47H239ZM115 47V48H114ZM177 47V46H176ZM182 46L181 47H177L176 48V50H177V52H174V54L176 53H178L179 51V49H181V48H183ZM219 47H223V46H219ZM218 47V48H219ZM127 48V47H126ZM75 49H77V50H75ZM115 49V50H114ZM145 49V50H144ZM150 49V50H149ZM200 49H203V50H201L200 52H201V54H200V52L198 51V50H200ZM175 50V51H176ZM204 50H207L206 51V53L205 52H203ZM251 50H254V51H252V53L254 52V54L256 53V50L255 49H250V51ZM77 51V52H76ZM142 52L141 54L142 55H140V54H138V52ZM79 52V53H78ZM150 52V53H149ZM228 51H225V53L226 54H224V52H222L221 54L219 53V52H216V53H214L215 55H217V56H215V55H212V58H215V59H211V65H209V66H211V69L213 68V67H215L214 69H216V70H214V69H212V70H210L212 73H214V74H212L210 71L206 74V76H204V77H201V79H200V83L198 84L199 86H197V88H199L200 89V87H202L201 89H203V87H204V83H206L205 85H207V87H209V85H210V83H207V81H209L210 82V80H212V79H215L216 77H214V76H216V75H218L219 73H221L220 71L221 70H224V69H226V70H224L223 72V74H226V72H228L227 74H229L230 72H229V69L230 70H233V68H236V69H234V73L235 72H237V73H235L236 74V76L240 79V82H239V79L237 78V77H235L234 78V74L232 75L231 73L229 74V79H228V77H227V74L226 75H224V78H223V74L220 76V78L222 77V83H220L219 85L220 86H218L219 88H217V91L216 92H214L213 93V96H212V98L211 99H209V101H208V105H210V100H211V107H213L214 105H215V103L212 101L213 100V98H214V100L216 99V104H217V99L220 97H222L220 94H222L221 93V91L222 90H224L225 89V87H226V90H224V91H227V90H229V88H230V90H231V93H237V92H239V93H237V94H241V95H236V97H238V98H240V99H238V102L237 101H232V100H236L235 98H233L232 99V97H234L235 95L233 94H231L230 95V97H231V99L232 100H230V102H229V99L230 98H228L226 101H228V103L227 102H225V103H227V104H224V105H221L222 107H220L219 108V121H215L214 123L216 124V125H213L214 123H212L211 125L209 124V126H208V119H206V118H208V117H206V118H203V119H201V121L198 123V125L199 124H201V122L203 123L204 122V120H205V122H204V124L206 123V125H204V124H201V125H199V127H200V129H198V130H195V129H197V128H199L197 125V127H195V129H194V131L195 132H192V134L190 133V134H186V132L184 133V136L185 137H183V134H181L180 136H181V141H185V139H187V137H188V139H187V141H185L184 143L186 144L187 142H188V144H179L174 150H172V153H169L170 154V156H172L170 159L168 158V160L166 159L167 158V156L169 155L168 153H164V151L165 152H167L166 150H164V149H160V150H158V151H154L153 150V152H154V158H152L153 157V155L152 154H150L151 155V157H150V155H149V153H147V152H145V151H143L144 152V154H145V157L146 158H149L150 157V159H148V161L149 162H153V166L154 167H156V166H159V167H156V168H160L161 167V170L160 169H156V168H154L155 169V173H157V171L160 173V171L163 173L164 172V170L166 169V170H169L170 171V169H169V166H173L174 165V168H177V169H172V166L170 167L171 168V171L173 170V172H170V173H172L173 174V180H172V182H175V185H174V183H170V185L171 184H173L174 186H170V185H168V186H170L171 188V190L169 189V187H168V189H167V185L166 186H164V188L162 189V190H164L165 189V193H163L164 191H162V190H159L160 191V194H159V191H158V193H152L154 190H152V192H151V194H150V197H148V193L151 191H148V193L147 192H143L142 191V193H143V198H142V194H141V191L139 192V191H137V196H138V193L140 194L138 197L140 198V196H141V198L138 200V202H140V200L141 199H143V201H144V203H146V205L148 204L149 206H150V204L152 205V206H150L151 207V209H150V207L148 206V208L149 209H147V211L149 210V211H151V212H149V214H148V212H147V214L146 213H144V215H143V217H146L147 215L149 216H147V219L145 220V218H143L142 217V219L144 220V224H143V220H140L141 221V224L142 225H144V228H145V230L148 232V231H151L153 228H155V227H157V226H155V225H158V223L159 224H161L162 223V228H164L165 230H163L162 228H161V234L160 235H156L155 237H153L152 238V241L150 242V243H148V244H146L147 246H144L145 244H143V246L144 247H140V249H139V251L134 255V257L132 258V260L128 263V264H150V262L151 261H153L154 259H157L158 257H159V255H160V252H161V250H162V248L164 247H166V248H168L170 245H173L174 243H175V240L177 239V240H179V238H185V237H188L189 235H188V229H189V227H194V226H196L197 225V231H196V233H195V237H197V236H202L203 237V239H206V237L205 236H212L211 238L212 239H216V241H214L215 242V245H216V247H214L215 249L217 248V247H219V248H221L220 250H222V251H220L219 250V248H217L216 250L212 247L211 248V250L212 251H210V252H212L211 254H213V253H215V251H216V253L217 254H220L221 252H224V253H226V256H227V258H228V253H229V257L231 258H233V261L235 262V264H264V224L262 223V226L261 225H258V226H253L254 225V222L252 221V220H250L251 218V216L253 215V213H252V215L251 214H249V213H247L246 211H244L246 208H245V204H243L244 202L243 201H245V199H247V197L249 198V199H255L254 201H253V203H256V204H254V206H252V207H255V205H260V203H261V200L264 202V95H261V94H263V92H264V86H262V83L264 82V79H263V82L261 81L262 80V77L264 78V75H263V72H264V58H262V57H264V55H263V53L261 54V56L262 57H260V55H258L257 56V58H256V56L254 57V58H256V60H255V62L254 61H252L251 63L253 64V66H252V64H250L251 65V67H252V69L254 70V72H253V70H251V67H248L247 66V68H249V70L246 68V69H244V68H242V69H240L241 71H243V72H241V73H239L238 74V72H240V71H238V69H239V66H240V68L241 67H243V65H244V63H243V59L241 60V59H238L239 60V62L242 64L243 63V65H239V63H236V62H238V60H235L234 62L232 61V59H230L231 57V54H229V52L227 53ZM2 53H4V52H2ZM5 53H7V52H5ZM4 53V54H5ZM219 53V54H218ZM4 54H3V56H4ZM172 55L171 56V58L169 59V61H171V64H170V62H167L168 64H167V67L169 68H171L173 65V63L177 60V58L179 59V57H180V55L178 54L177 56H176V54L175 55ZM206 55V56H201V55ZM224 54V55H223ZM228 54H229V57H228ZM148 55V56H147ZM150 55V56H149ZM200 55V58L198 57ZM219 55V56H218ZM56 56H58V57H56ZM179 56V57H178ZM196 56L198 57V58H196ZM221 56V57H220ZM228 58H227V57ZM251 56V55H250ZM254 55H252V57H253ZM86 57V58H85ZM151 58V59H149L148 60V58ZM176 57V58H175ZM224 57H226L227 58V60L224 58ZM221 58H223V59H221ZM260 58V59H259ZM263 60H262V59ZM54 59L56 60V61H54ZM172 59V60H171ZM174 59V60H173ZM176 59V60H175ZM225 59V60H224ZM229 59V60H228ZM145 60V61H144ZM219 61L220 60V62H217V61ZM223 60H224V62H223ZM254 60V59H253ZM258 60V61H257ZM153 61V62H154ZM174 61V62H173ZM197 61V62H196ZM233 62V63H231V65H234V67L233 66H231L230 65V62ZM257 61V62H256ZM263 61V62H262ZM55 62V63H54ZM146 62L143 64V63H140V65L141 64H143L142 65V67H143V69H146V68H148L147 70V74L148 73H150L149 72V67H150V65H149V67H147L148 66V64L146 65ZM194 62H196V63H194ZM226 62L228 63L229 62V64H227V66H226V68L224 67V65H226ZM258 62H260L261 64H262V66H261V64L260 63H258ZM59 63V64H58ZM62 63V64H61ZM195 65H194V64ZM212 63H214V65L212 64ZM255 63H257V64H255ZM77 64V65H76ZM192 64H193V66L194 67H192ZM169 65V66H168ZM213 65V66H212ZM239 65V66H238ZM255 65H259V66H255ZM144 66H146V68L144 67ZM165 66H166V64H165ZM164 66V68H166V69H164V70H167V67H165ZM191 66V67H190ZM216 66H219L220 68V71H217V69L218 68H216ZM229 66V67H228ZM237 66V67H236ZM60 67H58V68H60ZM74 67V68H73ZM84 67V66H83ZM105 67H106V64H105V66L103 65V66H101V68H100V71H99V73L101 74L99 77H98V81L97 82H100V80L102 81V79H103V81H105V80H108V82H100L99 84H100V86L101 85H103L104 83V85H103V90H102V88H101V91H100V88H99V90H98V88H97V86L95 87V84H94V88H97L96 90L98 91L97 93H95V91H93V93H91V95H92V98H93V96H94V94H101L102 92H104V90H106L107 89V87H108V85H109V79L110 78H112V80H111V84H112V81H113V77L115 76H113L112 75V77H111V74H109V72H107V74H106V72L105 71H103L102 69H105ZM141 67V66H140ZM224 69H223V68ZM231 67V68H230ZM244 67H246V66H244ZM262 68V69H258V68ZM53 68L54 67H52L51 69H49L50 71V74L51 73H53ZM72 68L74 69V70H72ZM76 68V69H75ZM79 68V69H78ZM121 67H119V69H120ZM129 68V66H127V69ZM228 68V69H227ZM257 68V69H256ZM218 69V70H219ZM72 70V71H71ZM237 70V71H236ZM250 70L252 71L251 72V75H248L247 74V72L248 73H250ZM257 70H258V72L260 73H258L257 72ZM263 70V71H262ZM52 71V72H51ZM215 71H217V72H215ZM256 71V72H255ZM102 72V73H101ZM103 72H105V74L103 73ZM162 72V71H161ZM186 72V71H185ZM188 72V71H187ZM187 72L185 73V74H187ZM188 73V75L190 74L191 76H192V72L191 73ZM246 72V73H245ZM262 72V73H261ZM76 73V74H75ZM99 73H98V75H99ZM112 74H114V70L111 72ZM245 75V76H247L248 78H246L243 74ZM102 74H104V75H102ZM146 74V75H147ZM153 74V75H152ZM155 74V71H151V74H148L149 76L150 75H152L150 78H148L147 76H146V81H147V83H148V85L147 86H145L144 85V81L143 82H141L140 83V85L142 84V86H141V88L139 87V89H138V91H141L142 89H143V91L145 92L151 85V87L148 89V90H151L152 92H153V90H154V92L152 93V92H150L149 93V91H146L145 93H147L146 94V96L148 97V98H146V96L144 95L145 93L144 92H142V93H144V94H142L141 92H140V96L141 97H143V99L144 98H146V99H148V100H146L145 99V101H144V103L146 102L147 104H148V106H147V104H144L143 102H141L140 103V101H139V99H140V96L138 95L139 94V92H138V96H139V98L137 97V95H136V97H137V101L135 102H133L132 104H134L133 106H132V104L128 107V110H125L124 112H123V118H124V116H125V118L123 119V122H124V126H126V125H128V123H129V127L131 128V126H132V128H135L134 130L135 131H138V133L140 132V130L142 129L141 127H142V125H143V129L145 128H149L151 125V128H150V132H151V129H152V131L153 132H156V131H160L161 129H163V127H161V126H163V124L164 125H166L165 127L166 128H168L169 129V126H170V128H171V130L169 129H166V133L168 132L169 133V131L170 132H172L171 134H169V135H166V133H165V135H166V137H165V139H164V141L169 137H172L171 135L173 134H179V132L181 131V128H182V126L183 125H181V123H182V120L180 121V120H178L177 121V119H178V117H180L181 116V119H183V124H184V120H186V117H187V115H188V112L191 110V108H189L190 106V103H186L187 105H184V106H182L181 107V105L182 104H180L181 103V101L179 100V101H177L178 99H175V98H179L180 99V96L179 95H172V94H169V93H171L170 91H172V88H175V86H176V84L179 82H175V85H172V84H174V83H170V82H167L166 81V83L167 84H169V86H167L168 87V91H167V89L165 88V90L164 89H162L161 87V90L160 89H158L159 87L157 86V85H159L160 86V84H159V82L158 81H156V80H158L159 79V75H154ZM211 74V75H210ZM253 74V75H252ZM259 75L260 76V79L261 80H259V77H257V75ZM261 74L263 75L262 77H261ZM105 75H107V77H108V75H109V77L107 78V79H105L106 77H104ZM134 76H136L135 74H133ZM186 76L185 77V75H184V77L186 78V79H188V77H191V76ZM208 75V76H207ZM239 75V76H238ZM240 75H242V76H244V78L242 79V76H240ZM28 75H25V77H27ZM134 76H131V80H129L128 82H127V84L128 85H130V84H133V83H136L137 82V79H138V77H135V78H132V77H134ZM155 76H159L158 78L157 77H155ZM183 76V75H182ZM211 76V77H210ZM226 76V77H225ZM103 77V78H102ZM153 77V78H152ZM184 77H182L180 80H183V78ZM206 77V78H205ZM208 77V78H207ZM211 79H210V78ZM213 77V78H212ZM231 77H233L232 79H234V81L231 79ZM241 77V78H240ZM255 77L259 80V82H258V80H257V83H259V84H257L256 85V79H255ZM22 77H20V80H22V82L23 81H25V80H27V79H25L24 77L21 79ZM28 78V77H27ZM148 78V79H147ZM152 78V79H151ZM155 78V80L153 81V83L151 82V80H153ZM157 78V79H156ZM205 78V79H204ZM226 78H227V80H232V82L233 83H231L230 82V84H231V86L229 87V88H227V85L229 84V81H227L226 80ZM105 79V80H104ZM150 79V80H149ZM186 79H184L183 80V82L186 80ZM210 79V80H209ZM237 79H238V84H235L234 85V83L236 82L237 83ZM247 79H248V83H247ZM255 79V80H254ZM115 80V79H114ZM150 82H149V81ZM202 80V81H201ZM207 80V81H206ZM242 80H245V83L242 81ZM136 81V82H135ZM145 81V82H146ZM198 81V80H197ZM205 81V82H204ZM224 81H225V84H226V82H227V85L225 86V84H224ZM252 81V82H251ZM255 81V82H254ZM25 82H27V83H25ZM24 82V84L26 85V87L28 88V90H32V91H30L31 93L33 92L34 93V91L36 92V91H38L39 89H37V88H39L38 86H40L39 84V80L38 81H35V82H29L28 80L27 81H25ZM131 82V83H130ZM133 82V83H132ZM154 82H157L156 83V85H155V83ZM181 83H182V81H180ZM260 82H261V88H260ZM31 83V84H30ZM35 83V84H34ZM44 87H45V89L47 90V89H51V90H54L55 88H59L61 91H62V86L60 85V84H56V81H55V79H54V77H50V75L49 76H46L45 77V80H44ZM93 83H96V82H94L93 81ZM146 83V84H147ZM149 83H152V84H149ZM241 83H243L242 85H244L243 87H248V88H244V89H246V92H244V89H243V87H242V85H241ZM250 83V84H249ZM255 83V84H254ZM98 84V83H97ZM96 84V85H97ZM166 84V85H167ZM179 84V83H178ZM209 84V85H208ZM229 84V85H230ZM36 85V86H35ZM107 85V87L104 89V86H106ZM150 85V86H149ZM154 85L156 86V87H154ZM224 85V86H223ZM235 87H234V86ZM238 85V86H237ZM240 85H241V88L243 89V92H242V89L240 90L239 89V87H240ZM248 85V86H247ZM254 85V86H253ZM32 86V87H31ZM172 86V87H171ZM174 86V87H173ZM221 86H223V87H221ZM232 86H233V88H232ZM236 86H237V88L239 89V91H234V90H237V88H236ZM250 86V87H249ZM37 87V88H36ZM126 87V86H125ZM143 87V88H142ZM148 87V88H147ZM153 87H154V89H153ZM158 87V88H157ZM195 87L196 86H194L193 87V91L195 92V100L196 101H201L202 99L200 98L199 100H197L196 98L198 97V96H201L202 95V93H200V90L199 89H195ZM220 87H221V91H220ZM253 87H254V89H253ZM257 87V90L255 89ZM32 88V89H31ZM35 88V89H34ZM127 88H128V86H127ZM126 88V89H127ZM129 88H130V86H129ZM155 88L156 89H158L159 90V93L156 95V90H155ZM206 87H204V93H205V90H207L208 88H206ZM121 88H117V90H118V92H119V90H120ZM146 89V90H145ZM153 89V90H152ZM169 89H171L170 91H169ZM216 89V88H215ZM234 89V90H233ZM247 89L249 90V92L247 91ZM260 89V90H259ZM124 89H122V91H123ZM157 90V91H158ZM197 90L199 91V93L197 92ZM253 90V91H252ZM260 92H259V91ZM262 90H263V92H262ZM101 93H100V92ZM163 93H162V92ZM166 91V92H165ZM213 91H215V90H213ZM220 91V93H218ZM240 91H241V93H240ZM250 91L252 92V94L250 93ZM255 91H257V94H256V92ZM123 92H125V91H123ZM136 92V93H137ZM162 93V95L164 94V93H167V94H164L163 96L165 97V98H163V96L161 97L160 96V94ZM201 92H203V90L201 91ZM223 92V91H222ZM259 92V93H258ZM262 92V93H261ZM198 93V94H197ZM218 93V94H217ZM223 93H225V92H223ZM248 95V96H246L245 97V95L246 94ZM119 94V93H118ZM144 95V96H142V95ZM149 94H150V96H151V94L153 95L154 94V96L155 97H157V96H159V98H154L153 99V97L154 96H152L150 99H149ZM168 94L169 95H171V96H173V100L172 99H168V98H170V96H168ZM196 94L198 95V96H196ZM201 94V95H200ZM255 94V95H254ZM91 95L89 94L88 96H87V98L86 99H84L82 102L84 103L85 101L87 102V100H91L92 98H91ZM166 95H167V100H170V102H171V105H167L168 104V102L166 101ZM217 95V96H216ZM218 95H220L219 97H218ZM245 97V100H247V101H245L244 100V97ZM250 95H252V96H250ZM179 96V97H178ZM193 96H194V93H193ZM204 95H202L201 97H203ZM216 96V97H215ZM241 96V97H240ZM250 96V97H249ZM218 97V98H217ZM247 97H249V99H247ZM255 97V98H254ZM1 98V97H0ZM88 98H90V99H88ZM165 99V100H163V99ZM199 98V97H198ZM251 98H252V100H251ZM33 99H36V98H32V100ZM157 99H159V100H157ZM242 99V100H241ZM254 99V100H253ZM0 100H2V101H0V103L2 102H4V100L3 99H0ZM164 101V104H161V102H163ZM220 99H218V101H219ZM239 100H241V101H239ZM252 102H251V101ZM35 102H36V100H34ZM33 101V102H34ZM141 101H142V99H141ZM151 101V103H149ZM154 101V103H157V101H158V103H160L161 105H159L158 103H157V105H159L160 107H161V109H160V107H158L156 104H154V103H152ZM156 101V102H155ZM160 101V102H159ZM165 101H166V103H165ZM232 101V102H231ZM247 102L246 104H245V102ZM258 101V102H257ZM262 103H261V102ZM26 102V101H25ZM84 103V105H82L81 104V107H86V104H92V102L90 101H88V103ZM137 102H138V104L140 103V104H144V106L143 105H138L137 104ZM170 102H169V104H170ZM176 102H180V103H177L176 104ZM213 102V103H212ZM240 102H244V104H242V106H239V105H241V103ZM249 102V103H248ZM250 102H251V104H250ZM5 103H8V102H5ZM5 103H3V104H5ZM183 103V102H182ZM230 103H231V105H230ZM236 103V104H235ZM238 103H239V105H238ZM3 104H1L0 105V108H2V110H5V109H7L8 107V111H5V112H7V113H13L14 112V114H12V115H14V118H15V116H16V124L18 125H23V124H26V120H25V118L28 120V116H26V114H27V112H19V111H17V110H20V109H16L17 107L15 106V105H13V104H5L3 107H2V105ZM136 104H137V106H136ZM151 104H153V105H151ZM167 106H166V105ZM174 104V105H173ZM176 104V105H175ZM180 104V105H179ZM255 104H256V106H255ZM8 105V106H7ZM102 105V104H101ZM157 106V108H159V109H155L156 111H154L152 108H156V106ZM162 105L164 106V108L162 107ZM179 105V106H178ZM213 105V106H212ZM227 106V108H226V110H225V107ZM229 105V106H228ZM247 105H252V106H250V108L247 106ZM263 105V106H262ZM7 106V108H4V107H6ZM12 108H11V107ZM103 106V105H102ZM134 106H136L134 109H130L131 107L133 108ZM141 106H142V108H141ZM150 106V107H149ZM171 106V107H170ZM191 106H192V103H191ZM16 107V108H15ZM138 107H140L141 108V111L143 110V112H141V111H139L140 110V108H138ZM145 107V108H144ZM148 107V108H147ZM152 107V108H151ZM168 107V108H167ZM175 107V108H174ZM176 107L178 108V107H180L181 108V112L183 113L184 112V114H182L181 113V115H179L180 114V108L178 109V116H177V118L176 119H170L169 118V116H170V114L172 113V110H173V112L175 111V109H176ZM187 107V108H186ZM243 109H242V108ZM247 107H248V109H247ZM254 107V108H253ZM13 108H15V110L17 111H13V112H11L12 110L11 109H13ZM100 108L102 109L103 107H101L100 106ZM148 109V111L150 110V112L152 113H156L157 114V110L159 111L158 113H160V115L159 114H155V117L154 116H152V115H154L153 113L152 114H150L148 111H147V109ZM150 108V109H149ZM162 108H163V110H162ZM170 108V109H169ZM173 108V109H172ZM238 110H237V109ZM253 108V109H252ZM256 108V109H255ZM11 111H10V110ZM130 109V110H129ZM139 109V110H138ZM145 109V110H144ZM166 109V110H165ZM187 111H186V110ZM188 109H189V111H188ZM224 109V110H223ZM229 109V110H228ZM235 109H236V111H235ZM250 109H251V111L252 112H254V114L250 111ZM131 110H133L134 112H136V113H133V111H132V113H130L129 111H131ZM169 110H170V112H169ZM187 112V114L185 113V111ZM222 110V111H221ZM230 110H232V112L230 111ZM259 110V111H258ZM80 111H82V110H80ZM137 111H139V112H137ZM161 111V112H160ZM227 111V112H226ZM228 111H229V113H231L230 115H229V113H228ZM245 111H247V112H245ZM17 113V115H16V113ZM127 112H128V114H127ZM145 112V113H144ZM167 113V114H165V115H163L164 113ZM169 112V113H168ZM236 112V113H235ZM244 112V113H243ZM140 114V116H139V114ZM141 113H144V114H146L147 115V113H148V116H145L144 114H142L141 115ZM162 113V114H161ZM238 113V114H237ZM248 113V114H247ZM10 114V115H11ZM125 114V115H124ZM133 116V118L134 119H131L132 118V116ZM149 114L153 117V118H155V119H157L156 121H154L153 120V118H151V116L149 117ZM221 114V115H220ZM228 116H227V115ZM236 114V117L234 116ZM246 114V115H245ZM126 115H128L127 117H126ZM134 115L136 116V117H134ZM139 117H141V118H138V116ZM165 116V117H163V116ZM168 115V116H167ZM184 115H186V117H184ZM225 115H226V117H225ZM254 115V116H253ZM131 118H130V117ZM167 116V117H166ZM183 116V117H182ZM206 116V115H205ZM204 116V117H205ZM231 116V117H230ZM241 116V117H240ZM146 117V119L147 118H150L149 120L150 121H148V120H146V119H144V118ZM161 117H163V118H161ZM222 117H223V119H222ZM243 117V118H242ZM129 118V119H128ZM135 118H136V120H135ZM167 119L166 121L164 120V122H163V124L161 123V119ZM228 118V119H227ZM239 118V119H238ZM12 119L13 118H10L8 121H12ZM129 121H128V120ZM137 119H138V121H137ZM143 120V121H141V120ZM153 120V122H152V120ZM180 119V118H179ZM223 120V122H222V120ZM125 120V121H124ZM133 120V122H131ZM145 120H146V123L144 124V122H145ZM18 121H19V123H18ZM136 121L137 122H143L142 123V125L140 126L139 125V123H136ZM163 121V120H162ZM173 121H175V122H178L177 124H178V126H179V124L181 125V127H180V129H178L179 127L176 125V123L175 122H173ZM221 121V122H220ZM228 121V122H227ZM10 122H8L7 124H9ZM134 122L136 123V124H134ZM148 122H149V124H148ZM152 122V123H151ZM155 122H158V123H155ZM165 122H166V124H165ZM167 122H171L172 124H170L169 125V123H167ZM226 122V123H225ZM127 123V124H126ZM160 123H161V126H160ZM219 123H221V125L218 124ZM138 124V126L136 127H133V125H137ZM147 124V126H149V127H147V126H144V125H146ZM155 124V125H154ZM168 124V125H167ZM131 125V126H130ZM173 125V126H172ZM215 126V127H213V126ZM139 126H140V130H138L139 129ZM206 128V130L208 131V136L206 135L207 133L205 132V134H204V131L203 130H205V128ZM217 126H219V127H221V128H219V127H217ZM230 126V127H229ZM13 127H14V129H16V127L15 126H12V128H10V127H7V128H9L11 131H13L12 133H13V135L15 134V132L17 131V129H16V131L15 130H13ZM174 127H178L177 128V130H178V133L175 131V128ZM201 127H203L204 129L202 130V128ZM211 127H213L212 129H214V128H216V132H215V134L213 133L214 132V130H210V133H209V129L211 128ZM126 128H127V126H126ZM130 128H127L128 130L130 129ZM219 128V129H218ZM223 128V129H222ZM236 128V129H235ZM7 130V131H10V130ZM143 129L141 130L142 132H144L143 131ZM220 129H222V133H220L221 132V130ZM225 129V130H224ZM155 130V131H154ZM225 132H224V131ZM228 132H227V131ZM233 130V131H232ZM134 131V132H135ZM158 131V132H159ZM198 131H199V133H198ZM203 132V135H202V132ZM219 131V132H218ZM230 131V132H229ZM232 131V132H231ZM238 131V132H237ZM247 131V132H246ZM157 132V133H158ZM173 132H175V133H173ZM201 132V133H200ZM211 132L213 133V134H211ZM224 132V133H223ZM141 133V132H140ZM167 133V134H168ZM195 133V134H194ZM229 133V134H228ZM246 133V134H245ZM135 134V133H134ZM145 134V133H144ZM196 134H200V135H202L204 138H211V136L212 135H214V136H212V139H210L209 140V138L208 139H206V140H204V142L206 143H202V141H203V139H201L200 137V135H196ZM210 134H211V136H210ZM218 134V135H217ZM235 134V135H234ZM188 135H190V140H189V136ZM195 136L194 138H193V136ZM224 135V136H223ZM230 135H232V137L233 138H231V136ZM245 135V136H244ZM140 136H143V133H141V135ZM187 136V137H186ZM229 136V137H228ZM139 137V136H138ZM217 137V138H216ZM218 137H219V139L221 138V139H223V141H220L219 139H218ZM230 138V140L229 139H227V138ZM193 138V139H192ZM200 138V140H198V139ZM214 139V140H213ZM216 139V140H215ZM226 139H227V142H224V141H226ZM233 139V140H232ZM189 140V141H188ZM193 140V141H192ZM209 140V141H208ZM217 140H219L218 142H217ZM236 140V141H235ZM192 143H191V142ZM197 141V142H196ZM198 141H199V143H198ZM231 141V142H230ZM233 141V142H232ZM238 141V142H237ZM240 141H241V145H240ZM198 143V144H195V143ZM208 142H210V144L208 143ZM202 143V145L203 146H205L204 148H203V146L202 145H200ZM208 143V144H207ZM214 143H217L218 145H219V147H218V145H215ZM220 143V144H219ZM221 143H223V144H225L223 147H222V145H221ZM229 145V148H226L228 145ZM194 146H193V145ZM183 145H185V149L187 148V149H189V150H187V151H190V153L193 155L194 153H198L197 155L198 156H196L195 154H194V158H193V156L190 154V153H188L185 149H184V147L182 148L181 146H183ZM191 145H192V147H193V151H195L196 149L195 148H197V145H198V147H199V145H200V147H199V149L197 148V151H195V152H193V151H191L190 149H192V147H191ZM206 145H208L207 147H206ZM210 145H211V147L213 148L214 147V145H215V148L219 151L218 153H217V150H216V152H213L212 153V151H213V149H214V151H215V148H211L210 147ZM239 145V146H238ZM11 146H13V144H11ZM196 146V147H195ZM220 146L222 147V148H226V152H225V150L224 149H222V151L220 150L221 148H220ZM181 147V148H180ZM179 148V150L181 149V152L179 151V150H177ZM201 148H203V150L201 149ZM220 148V149H219ZM200 149H201V152H200ZM208 149H209V152L211 153H209L208 154ZM211 149V150H210ZM164 150V151H163ZM176 153H175V152ZM182 151H183V153H182ZM185 151H186V153H188V156H184L183 154H186L185 153ZM205 151L207 152V153H205ZM224 151V153L222 154V152ZM231 151V152H230ZM142 152V153H143ZM159 154H158V153ZM175 154H177L178 153V155H180V156H178V155H174V153ZM203 152H204V157H203ZM217 153V154H216ZM220 153V154H219ZM226 153V154H225ZM147 154V155H146ZM168 154V155H167ZM174 156H173V155ZM199 154H200V156H199ZM214 154V155H213ZM218 156V158L219 157H221L222 155H223V158L221 157V159L222 160H228L227 162H225V163H223V161L220 159L219 161H222V162H220V164L218 165V166H215V167H213L214 169H212V172H211V169H209L210 171H209V173H208V175L209 176H205L203 173L204 172H206L207 170H204L205 168H206V165L209 163V162H211V161H213L212 159H215V157H216V155ZM219 154V155H218ZM159 155H162L161 157L159 156ZM164 155H166V156H164ZM181 155H183V156H181ZM201 155H202V157H201ZM205 155L207 156V155H209L210 156V158H212V159H210L211 161H208V159H209V156L208 157H206L205 158ZM148 156V157H147ZM155 156H156V158L157 157H159V159L157 160L156 158H155ZM170 156H168V157H170ZM227 156V157H226ZM166 157V158H165ZM173 157H174V159H173ZM176 157V158H175ZM178 157H181L180 159L178 158ZM187 158L188 159V157H190L189 159H190V163H189V160H188V162L186 161V163L187 164H189V168L191 169V171H192V173L194 174V176L193 175H191L192 177H196L195 179H197V176H198V180L200 179V177H205V178H203V182H204V185L203 186H201V187H205V186H207V187H205V190L203 189V188H200L199 187V189H197V188H195L194 186H192V187H190V189L189 188H187L186 186H187V184H189L187 181H186V179L185 178H183V177H180V174H182V173H184L186 170L184 169V168H180L181 167V165H179L180 163H182L183 161H180L181 159H183L184 160V158ZM197 157H200L201 158V160H200V158H197ZM224 157H225V159H224ZM229 157V158H228ZM161 158V159H160ZM163 158H165V159H163ZM186 158H185V160H186ZM203 158V159H202ZM204 158H205V160H204ZM227 158V159H226ZM179 159V160H178ZM193 159L196 161H193ZM198 159H199V161L200 162H204L202 165H204V164H206L204 167L203 166H199V167H202V168H198V167H195V163H196V165L198 166V164H200V162L198 161ZM147 160V159H146ZM155 160V161H154ZM156 160H157V162H156ZM177 160V161H176ZM184 160V161H185ZM158 161H159V165L157 164L158 163ZM161 161H165L164 163L166 164H164V163H161ZM173 163H175V164H172V162ZM174 161H176V162H174ZM151 162V163H152ZM154 162H156V164L154 165ZM167 162H170L169 163V165H167ZM192 162V163H191ZM145 163H148V162H145ZM144 163V165L147 167L149 164H145ZM150 163V165H152ZM222 163V164H221ZM164 164V165H163ZM191 164V165H190ZM192 164H194V165H192ZM225 165V167H224V165ZM149 165V166H150ZM162 165V166H161ZM176 165H177V167H176ZM184 165H186L185 164V162H184ZM220 165H222V166H220ZM152 166V167H153ZM178 166H180L179 168H178ZM194 166V167H193ZM219 166H220V168L221 169H219ZM263 166V167H262ZM163 167V168H162ZM164 167H165V169H164ZM186 167H188V165H186ZM1 166H0V170H1ZM217 168H218V170H217ZM263 168V169H262ZM4 171L3 172H5L4 174H3V172H2V170L0 171L1 173H2V175H3V177H2V175H0V178H1V180H0V182L1 181H4L5 179L4 178H8V177H6V176H8V175H5V174H8L9 173V171L8 170H6V168H2ZM207 169V168H206ZM259 169H260V171H259ZM6 170V171H5ZM160 170V171H159ZM175 170V171H174ZM180 170H182L181 172L182 173H180ZM185 170V171H184ZM195 170V171H194ZM197 170V171H196ZM201 170V171H200ZM203 170V171H202ZM219 173H218V172ZM215 174H214V173ZM216 172H217V174H216ZM257 172V173H256ZM177 173H179V175L177 174ZM196 173L198 174V175H196ZM200 173V174H199ZM201 173H202V175H201ZM212 173H213V176H215V175H217V177L215 176V178L213 177V176H211L212 175ZM254 173H256V174H254ZM260 173V174H259ZM175 174V175H174ZM252 174V175H251ZM254 174V175H253ZM5 175V176H4ZM176 175H177V177H176ZM199 175H201V176H199ZM219 175V176H218ZM210 176L212 177V178H210ZM253 176V177H252ZM175 177V178H174ZM207 177L208 178H210V180H212V183H213V185H211L212 183H211V181L209 180V179H207ZM240 177V178H239ZM179 178H180V180H179ZM239 178V179H238ZM243 178V179H242ZM251 178V179H250ZM151 179V178H150ZM149 179V180H150ZM175 179V180H174ZM188 179H190V177H188ZM206 179V180H205ZM213 179H215V183L213 182ZM247 179V180H246ZM251 181H250V180ZM260 179V180H259ZM205 180V181H204ZM217 180V181H216ZM253 180H255V181H253ZM263 180V181H262ZM246 181V182H245ZM250 181V182H249ZM257 181V182H256ZM262 181V182H261ZM177 182H178V184H177ZM181 182H183V185L181 184ZM208 182V185H209V183H210V186L212 187V189L211 190H209L211 187L210 186H208V185H206V183ZM249 182V183H248ZM255 182V183H254ZM259 182V183H258ZM185 183V184H184ZM243 183V184H242ZM253 183H254V186H253ZM262 183V184H261ZM180 184L182 185V187H181V191L183 192H179L180 191V188H179V186H180ZM195 184H197V183H195ZM215 184V185H214ZM261 184V185H260ZM177 185V186H176ZM249 186L248 188H247V186ZM214 186V187H213ZM256 186V187H255ZM259 186V188H260V190H259V188H257ZM166 187V188H165ZM210 187V188H209ZM252 187H255V188H252ZM174 188H176V189H174ZM184 188V189H183ZM195 188V189H194ZM252 188V189H251ZM227 189V190H226ZM246 189V190H245ZM253 189H256V190H254V191H252ZM166 190H167V192H166ZM168 190H169V194H168V196L166 195L167 193H168ZM194 190V191H193ZM197 190V191H196ZM249 190V191H248ZM174 193H173V192ZM193 191V192H192ZM196 191V192H195ZM203 191V192H202ZM226 191H228V193L226 192ZM243 191H244V193H243ZM252 191V192H251ZM256 191H257V195H256ZM156 192V191H155ZM173 193V194H171V193ZM187 192H189L190 193V196H189V193H187ZM198 192H199V194H198ZM202 192V193H201ZM249 193V195L251 196L252 194H253V192L255 193L254 194V197H253V195H252V197L250 198V196H247L248 195V193ZM163 193V194H162ZM179 193V194H178ZM195 193V194H194ZM199 195V196H197V200H198V198H200L199 200H198V202L196 201V199H195V197H196V195L197 194ZM227 193V194H226ZM243 193V194H242ZM144 194H145V197H144ZM157 196H155V195ZM166 195V196H162V195ZM179 195V196H177V195ZM181 194V195H180ZM193 194V196H191ZM201 194V195H200ZM232 194V195H231ZM247 194V195H246ZM260 194V195H259ZM263 194V195H262ZM147 195V196H146ZM155 196L153 199L154 200H152V197L153 196ZM161 195V196H160ZM205 195V196H204ZM136 196V197H137ZM158 196H160V197H158ZM170 196V197H169ZM175 196V197H174ZM177 196V197H176ZM185 196V197H184ZM187 196V197H186ZM202 196H204V198L203 199H201V197ZM237 196V197H236ZM242 196H244V197H242ZM247 196V197H246ZM256 196H258V197H256ZM260 196V197H259ZM261 196H263V197H261ZM135 197V198H136ZM148 197V198H147ZM162 197H164L165 199H163ZM174 197V199H175V204L173 203V199L172 198ZM191 197H193V199L191 198ZM240 197H241V199H243V201L240 199ZM246 197V198H245ZM256 197V198H255ZM149 198L151 199V201L149 200ZM158 198H161V199H163V202H160L161 200L159 199V201H158V203H157V200H158ZM184 198V200H182V201H180L181 199H183ZM192 199V200H190L189 201V199ZM235 198H236V200H235ZM259 198H261V199H259ZM155 199H157V200H155ZM195 199V200H194ZM227 199L228 200H230V201H227ZM248 199V200H249ZM251 199V200H252ZM256 199H259L260 200V202H256ZM148 200V201H147ZM170 200V201H169ZM186 200H187V202L189 201L190 203V206H189V204H186ZM201 200V201H200ZM210 200V204L211 205H215V207H219V206H221V207H223L222 209H223V211H221L220 209H221V207H219L220 209H217V208H213L212 210L214 211H210L211 213H216V211H215V209H217V211L218 210H220V213L222 212V215H219L220 217H221V219H220V217H216V220H215V216L213 217L212 216V214L210 213V214H207V216H206V218L204 217L203 218V223H201L202 225L201 226H203L202 228L205 230V234L207 233V235H205V234H203L202 233V229L200 228V227H198V225L200 224V221H201V219H200V216L199 215H201V210L202 209H204V211L208 208H206V205H208L209 204V201ZM241 200V201H240ZM250 200V201H251ZM143 201L141 200V204L140 205H144V203H143ZM154 201V202H153ZM166 201V203H164ZM191 201L193 202V203H191ZM196 201V203L195 204H197V206H196V208H194V202ZM213 201V202H212ZM240 201V202H239ZM137 202V203H138ZM149 202H151L150 204H149ZM169 202V203H168ZM171 202L173 203L172 204V206H171V208H170V204H171ZM179 202H181V206H179V208H175L177 205H179ZM231 202H233V203H231ZM239 202V203H238ZM247 200H246V204H247ZM252 202V201H251ZM251 202H249L248 204L250 205V203ZM143 203V204H142ZM159 203H161V206H160V204ZM237 203V204H236ZM240 203H241V205H240ZM252 203V204H253ZM164 204V205H163ZM186 204V206H185V208H183V205H185ZM208 205L209 207L211 206V205ZM239 204V205H238ZM247 204V205H248ZM262 204V203H261ZM159 205V206H158ZM162 205H163V207L165 208V205H166V208H165V210L164 209H161V207H162ZM175 207H174V206ZM219 205V206H218ZM249 205H248V207H249ZM153 206H154V208H153ZM156 206H158L159 208H156ZM192 206V208H190ZM203 206H205L204 208H202ZM237 206L239 207V208H237ZM243 206V207H242ZM261 206V209L263 210V208H264V203L262 204V205H260ZM262 206H263V208H262ZM180 207H181V209H180ZM247 207V206H246ZM152 208H153V210H152ZM170 209V211H169V209ZM206 208V209H205ZM235 208V209H234ZM245 208V209H244ZM160 209H161V211H160ZM167 209H168V211H167ZM234 209V210H233ZM238 209H241V211L240 210H238ZM155 210H157V213H156V211ZM159 210V211H158ZM162 210H164L163 211V213H166L167 214V212H168V214L167 215H165V214H162ZM172 210L174 211V213L172 212ZM179 212H178V211ZM227 210H229V211H227ZM180 211H181V213L183 214V215H181V213H180ZM242 211H244V212H246V213H243ZM170 212V213H169ZM172 212V213H171ZM175 212H177V213H180V214H177V213H175ZM184 212H185V215H184ZM187 212V213H186ZM225 212V213H224ZM236 212H238L237 214H236ZM263 212H264V210H263ZM135 213V212H134ZM133 213V214H134ZM153 215L152 217H150L151 216V214ZM159 213V214H158ZM219 213V214H220ZM240 213V214H239ZM132 214V215H133ZM160 215V216H157V215ZM161 214H162V217H161ZM169 214H170V216H171V214H172V216L171 217H173L174 216V219L172 220V218H170V217H167V216H169ZM217 214V213H216ZM230 214V215H229ZM236 214V215H235ZM241 214H243V215H241ZM245 214H248V216L246 215V218L247 217H249V215H250V217L248 218V219H246L244 216H245ZM176 215H178V216H176ZM212 216V218H214V219H211V216ZM223 215H224V217H223ZM254 215H255V213H254ZM254 215L252 216L253 218H255L256 217V215H255V217H254ZM165 216V217H164ZM176 216V217H175ZM180 216V217H179ZM183 216V217H182ZM185 216V217H184ZM225 216L227 217V216H229V217H227L226 219H225ZM234 216H235V218H234ZM239 218H238V217ZM242 216V217H241ZM155 218L154 220H151L150 221V224H147L146 225V221H149L150 220V218L152 219V218ZM161 217V218H160ZM179 217V218H178ZM182 217V219H180ZM149 218V219H148ZM165 218V219H164ZM198 218H199V220H198ZM224 218V219H223ZM229 218V219H228ZM252 218V219H253ZM257 218V217H256ZM167 219L169 220V221H167ZM209 219V220H208ZM227 219H228V221H227ZM237 219V220H236ZM112 220V219H111ZM161 220H162V222H161ZM163 220L165 221L166 220V222H164V224H163ZM172 220V221H171ZM207 220V221H206ZM212 222H211V221ZM218 220V221H217ZM243 222H242V221ZM250 220V221H249ZM206 221V222H205ZM213 221H215V222H213ZM221 221V222H220ZM223 221V222H222ZM225 221H227L226 223H225ZM238 221V222H237ZM130 222V221H129ZM169 222V223H168ZM209 222V223H208ZM236 222V223H235ZM240 222H241V224H242V226L244 227V229H245V231H243V233H242V235L243 234H247L246 232H249V236H247V235H245V236H247L246 238H248L247 239V242L248 243H251L250 244V246H249V244H248V246H244L243 248L240 246V238H241V235L240 236H237V237H239V238H236V240L237 241H235V240H233V238H230V237H228L229 235H232V234H228V233H230V230H232V228L229 230V232H225L226 231V228L224 229V225H229L228 227H231L233 224H236L237 225V223H238V225H240L241 226V224H240ZM246 222V223H245ZM251 222V223H250ZM128 223V222H127ZM152 223V224H151ZM153 223H154V225H153ZM156 223V224H155ZM166 223H168V224H166ZM211 223V224H210ZM221 223H224L222 226H223V229H222V231L224 230V232H222L221 231V228L222 227H219V231H218V226H220V224ZM129 224V223H128ZM128 224H126V225H124V226H126V228L124 229L123 227V229L121 228L120 230L122 231V233H124L123 235H124V237H125V235L126 234H130L132 231H134V229L132 228L133 227V225H132V223H130V226L128 225ZM165 224L167 225V226H165ZM217 224V225H216ZM245 224V225H244ZM249 224V225H248ZM250 224H251V226H250ZM131 225H132V227H131ZM208 225H209V227H208ZM212 225H213V228H212ZM150 226V227H149ZM153 226V227H152ZM205 226V227H204ZM217 226V227H216ZM248 226V227H247ZM146 227H148V228H146ZM215 227V228H214ZM236 227V226H235ZM131 228H132V230H131ZM211 228H212V230H211ZM250 228H252V229H250ZM128 229V230H127ZM214 229V230H213ZM216 229V230H215ZM163 230V231H162ZM126 231V232H125ZM129 231V232H128ZM208 231H210V232H208ZM232 231H234V230H232ZM231 231V232H232ZM103 232H107V235H106V238H105V240H104V242H103V244L102 245H105L106 247H107V251H106V254L108 255V253L113 249V248H115L113 245H111V244H114V241L115 240H117V239H110V237L111 236H114L115 234L117 235V233H118V229H117V227H104V228H102L101 229V231L98 233V234H101V233H103ZM204 232V231H203ZM218 232V233H217ZM219 232H220V234H219ZM211 234H213V235H211ZM221 235V236H219V238H218V236H215V235ZM226 234L228 235V236H226ZM205 235V236H204ZM224 235L226 236L225 238H224ZM251 235V236H250ZM217 237V238H216ZM224 238L223 240H222V238ZM249 237H251V238H249ZM94 237L92 236V237H90V236H88V235H86V234H81L80 235V244H78V245H81V247H78V246H76L75 247V249L73 250V251H71L70 253H69V257L70 258H72L73 260H77V259H80L81 260V258H83L84 256H86L87 254H89L91 251H93V250H99L100 248H101V246L100 245H98V244H95V243H93V241H92V239H93ZM135 238H136V236H132V235H130V236H127L126 237V240L125 241H134L135 240ZM229 240L228 242H227V240ZM249 239H251L252 240V242H249L248 240ZM250 240V241H251ZM232 241V242H231ZM234 241H235V243H234ZM223 242H224V244H223ZM220 243H222V244H220ZM230 243V244H229ZM231 243H232V246L231 247H229L230 245H231ZM178 244V242L177 243H175L174 245H177ZM220 244V245H219ZM239 245V246H237V245ZM219 245V246H218ZM222 245V246H221ZM234 245V246H233ZM246 245H247V243H246ZM203 246V245H202ZM200 247V248H196V247H192L190 244H188V245H185L184 246V255H187L188 257H190V259L191 260H193V262L194 261H197L199 258H197L196 256H197V254H199L198 256L200 257V256H202V257H200L201 259H203V255H205V254H207V255H205L206 257L208 256V259H212V258H214V255L216 256L217 254L215 253L214 255H213V257H212V255L210 254V252L208 253L207 251L208 250H210L209 248H205V246H203V247ZM263 246V247H262ZM222 247H223V249L226 251H224L223 249H222ZM225 247H228V248H225ZM236 248V250H239L240 248V250L238 251V253L240 254V253H242L243 252V254H237V252L235 251V248ZM163 248V249H164ZM204 248V249H203ZM237 248H239V249H237ZM248 248V249H247ZM263 248V249H262ZM207 249V250H206ZM227 249V250H226ZM232 249V250H231ZM246 251H245V250ZM258 249V250H257ZM202 250H206V252L204 251V254H203V252H202ZM215 250V251H214ZM228 250L230 251V252H228ZM197 251H200V253L199 252H197ZM217 251H219L220 253H218ZM250 251H252V253L250 252ZM260 251V252H259ZM201 252H202V254H201ZM247 252H249L248 253V255H245ZM255 252V253H254ZM258 252H259V254H258ZM196 253V254H195ZM245 253V254H244ZM201 254V255H200ZM209 254V255H208ZM249 254H251V255H249ZM239 255V256H238ZM237 258V259H235V257ZM242 256H244V257H242ZM245 256H248V257H245ZM253 256V257H252ZM206 257H204V259L206 258ZM240 257V258H239ZM258 257V258H257ZM107 258V257H106ZM105 258V259H106ZM242 258V259H241ZM246 260H245V259ZM250 258H252V259H250ZM196 259V260H195ZM241 259V260H240ZM248 259V260H247ZM255 259H256V261H255ZM259 259V261H257ZM113 260H115V258L113 257ZM238 260V261H237ZM245 260V261H244ZM182 261V260H181ZM184 261V260H183ZM182 261V262H183ZM240 261V262H239ZM248 261V262H247ZM250 261V262H249ZM181 262V263H182ZM245 262V263H244ZM254 262V263H253ZM180 263V262H179ZM187 263H189V262H187ZM105 264H117V263H114V262H110V261H107Z\"/></svg>",
	"mask_w": 264,
	"mask_h": 264
}]
</instances>
